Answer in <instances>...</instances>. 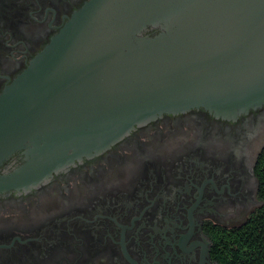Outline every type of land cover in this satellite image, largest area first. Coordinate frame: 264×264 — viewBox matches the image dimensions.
Masks as SVG:
<instances>
[{
    "label": "flooded vegetation",
    "instance_id": "flooded-vegetation-1",
    "mask_svg": "<svg viewBox=\"0 0 264 264\" xmlns=\"http://www.w3.org/2000/svg\"><path fill=\"white\" fill-rule=\"evenodd\" d=\"M88 1L0 0V94ZM263 151L264 106L166 112L38 187L0 193V264H223L217 236L264 206Z\"/></svg>",
    "mask_w": 264,
    "mask_h": 264
},
{
    "label": "water",
    "instance_id": "water-1",
    "mask_svg": "<svg viewBox=\"0 0 264 264\" xmlns=\"http://www.w3.org/2000/svg\"><path fill=\"white\" fill-rule=\"evenodd\" d=\"M264 106V0H90L0 94V193L28 191L166 112Z\"/></svg>",
    "mask_w": 264,
    "mask_h": 264
},
{
    "label": "trees",
    "instance_id": "trees-1",
    "mask_svg": "<svg viewBox=\"0 0 264 264\" xmlns=\"http://www.w3.org/2000/svg\"><path fill=\"white\" fill-rule=\"evenodd\" d=\"M261 194L264 198V151L258 164ZM217 248L223 264H264V206L249 222L217 236Z\"/></svg>",
    "mask_w": 264,
    "mask_h": 264
},
{
    "label": "rangeland",
    "instance_id": "rangeland-1",
    "mask_svg": "<svg viewBox=\"0 0 264 264\" xmlns=\"http://www.w3.org/2000/svg\"><path fill=\"white\" fill-rule=\"evenodd\" d=\"M0 18L8 23L11 19L10 7L8 4H3L0 9Z\"/></svg>",
    "mask_w": 264,
    "mask_h": 264
}]
</instances>
